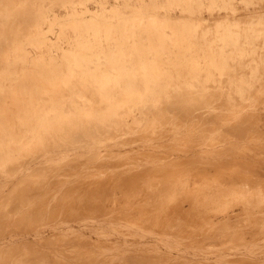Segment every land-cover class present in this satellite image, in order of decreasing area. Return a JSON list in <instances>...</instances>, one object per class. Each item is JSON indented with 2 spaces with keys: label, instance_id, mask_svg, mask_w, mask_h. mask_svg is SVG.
<instances>
[{
  "label": "bare ground",
  "instance_id": "obj_1",
  "mask_svg": "<svg viewBox=\"0 0 264 264\" xmlns=\"http://www.w3.org/2000/svg\"><path fill=\"white\" fill-rule=\"evenodd\" d=\"M0 264H264V0H0Z\"/></svg>",
  "mask_w": 264,
  "mask_h": 264
}]
</instances>
